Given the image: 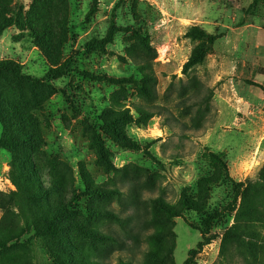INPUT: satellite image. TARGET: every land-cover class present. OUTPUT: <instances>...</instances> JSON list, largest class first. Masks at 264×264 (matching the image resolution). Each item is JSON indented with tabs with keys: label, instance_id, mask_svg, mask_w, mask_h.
<instances>
[{
	"label": "rangeland",
	"instance_id": "1",
	"mask_svg": "<svg viewBox=\"0 0 264 264\" xmlns=\"http://www.w3.org/2000/svg\"><path fill=\"white\" fill-rule=\"evenodd\" d=\"M0 264H264V0H0Z\"/></svg>",
	"mask_w": 264,
	"mask_h": 264
},
{
	"label": "trees",
	"instance_id": "2",
	"mask_svg": "<svg viewBox=\"0 0 264 264\" xmlns=\"http://www.w3.org/2000/svg\"><path fill=\"white\" fill-rule=\"evenodd\" d=\"M193 58L191 57L186 63H185V65L184 66H187V63H190L191 62V60H192ZM61 72L60 71H52V74L51 75H59ZM147 141H145V147L146 146H149V145H151L152 143H154L156 140H158V139H146ZM140 143V142H139ZM139 143L137 142V141H132L131 142V145H133L135 148H139V147H141L140 145H139ZM214 157H217V155H215ZM153 158H156L155 156H153ZM157 159V158H156ZM158 160V159H157ZM200 229H201V227H200ZM224 237L226 238V239H229V238H233V234L232 233H225L224 234ZM204 244V241L202 240V241H199V243H198V246H202ZM193 252H194V250L193 249H191V250H189V256H191L192 254H193Z\"/></svg>",
	"mask_w": 264,
	"mask_h": 264
}]
</instances>
